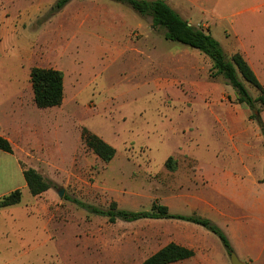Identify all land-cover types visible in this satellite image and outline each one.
<instances>
[{
  "label": "rangeland",
  "instance_id": "obj_1",
  "mask_svg": "<svg viewBox=\"0 0 264 264\" xmlns=\"http://www.w3.org/2000/svg\"><path fill=\"white\" fill-rule=\"evenodd\" d=\"M56 1L0 0L2 90L22 84L7 79L12 75L30 90V66L64 74L61 106L25 110L37 131L24 167H36L53 187L38 197L22 193L30 218L20 212L0 216V264H143L176 226L111 223L72 200L150 212L154 203L206 195L210 164L229 165L245 151L263 174L262 128L255 112L237 104L236 90L214 75L210 58L167 41L151 17L113 0H73L57 12ZM164 1L192 26L209 31L226 55H252L264 86V62L253 51L264 45V0ZM244 84L254 98L260 95ZM256 106L264 122V108ZM83 129L116 149L111 162L86 147ZM19 226H25L23 240ZM221 248L214 264H232ZM23 252L30 254L18 257Z\"/></svg>",
  "mask_w": 264,
  "mask_h": 264
},
{
  "label": "crops",
  "instance_id": "obj_2",
  "mask_svg": "<svg viewBox=\"0 0 264 264\" xmlns=\"http://www.w3.org/2000/svg\"><path fill=\"white\" fill-rule=\"evenodd\" d=\"M88 15L98 17L101 13ZM253 51L255 58L264 62V45H256ZM240 53L260 79L261 76L254 67L252 55L243 50ZM26 60L30 61L29 58ZM32 68L33 66L29 67V73ZM6 77L13 79L14 83L22 79V84L5 85L4 90L0 86V95H2L0 109L3 108L5 114V120H0V136L7 139L13 149V153L0 150V200L16 190L22 191L23 198L27 191L29 192L24 177V168H26L24 163H28V156L31 155L30 147L37 131L34 122L25 115L28 107L36 106L30 78L28 82L30 90H27L26 81L23 78L15 75ZM236 149L239 151L238 148ZM241 153L230 159L229 165L223 164L222 160L210 164L211 188L206 195L195 193L185 195L178 198L176 203L162 205L167 206L173 215L198 216L210 220L226 234L234 254L242 260L243 264H264V182H261L264 173L256 172L259 165L254 155L247 151L244 154ZM27 168L36 169L31 165ZM29 195H31L30 192ZM23 203L22 200L18 205L1 208L0 216L4 215V212H20L30 218L31 215ZM146 220L160 221L164 226L167 224L168 227H177L175 231L171 229L165 231L164 236L166 235L167 241L160 249L175 243L194 252L192 258L172 264H214L216 251L221 252L222 246L225 249L215 234L192 222L177 219ZM24 229L25 226H19L21 240L26 237ZM19 254L18 257L27 258L30 253ZM227 256L228 253L223 254L225 259ZM229 256L231 258V255Z\"/></svg>",
  "mask_w": 264,
  "mask_h": 264
},
{
  "label": "trees",
  "instance_id": "obj_3",
  "mask_svg": "<svg viewBox=\"0 0 264 264\" xmlns=\"http://www.w3.org/2000/svg\"><path fill=\"white\" fill-rule=\"evenodd\" d=\"M71 1L57 0L54 10L61 11ZM113 1L130 6L143 16L151 17L155 27H161L165 30L164 36L167 41L187 45L209 57L212 62V69L215 71L214 75L222 76L236 90L237 104L246 106L253 113L260 112L257 109V103L264 108V86L241 53L236 52L231 56L226 55L220 42L209 31L190 25L164 0ZM30 82L34 93V102L39 109H50L62 105L64 100V74L62 71L54 68L33 67L30 72ZM244 82L258 90L260 95L254 98ZM255 113L252 116L256 118ZM262 135L264 138V128L262 129ZM82 141L88 149L92 150L105 163L111 162L116 155V149L113 146L87 129L82 131ZM0 150L13 153L10 142L1 136ZM167 166L174 168L172 158H169ZM24 177L33 197L41 196L53 187V183L34 168H24ZM261 182H264V178ZM21 201L22 191L16 190L0 200V209L18 205ZM72 201L95 215L107 217L111 223L117 221L131 223L146 219H177L192 222L215 234L224 245L228 255L234 253L228 237L216 224L198 216L173 215L169 212L167 206L159 203H154L150 212H137L119 209L117 202H112L109 209H100L79 200ZM193 256L194 252L192 250L171 243L150 256L143 264H172L190 259Z\"/></svg>",
  "mask_w": 264,
  "mask_h": 264
},
{
  "label": "water",
  "instance_id": "obj_4",
  "mask_svg": "<svg viewBox=\"0 0 264 264\" xmlns=\"http://www.w3.org/2000/svg\"><path fill=\"white\" fill-rule=\"evenodd\" d=\"M256 119H257V122L259 124V126L263 129L264 128V122L260 116L259 113H256ZM59 195L62 197L63 196V190L59 191ZM231 261H232V264H243L239 259L238 257L236 256V254H231Z\"/></svg>",
  "mask_w": 264,
  "mask_h": 264
}]
</instances>
